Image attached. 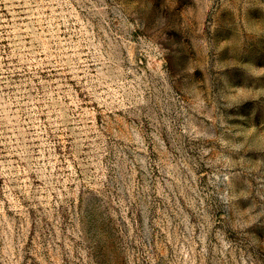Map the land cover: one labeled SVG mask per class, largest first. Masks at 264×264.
I'll return each instance as SVG.
<instances>
[{
    "label": "rangeland",
    "instance_id": "374dc122",
    "mask_svg": "<svg viewBox=\"0 0 264 264\" xmlns=\"http://www.w3.org/2000/svg\"><path fill=\"white\" fill-rule=\"evenodd\" d=\"M0 264H264V0H0Z\"/></svg>",
    "mask_w": 264,
    "mask_h": 264
}]
</instances>
